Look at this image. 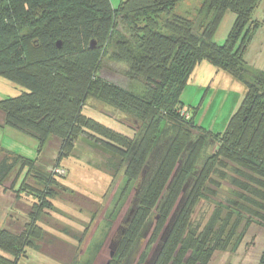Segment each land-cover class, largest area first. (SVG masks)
I'll return each mask as SVG.
<instances>
[{
  "label": "trees",
  "instance_id": "16d2710c",
  "mask_svg": "<svg viewBox=\"0 0 264 264\" xmlns=\"http://www.w3.org/2000/svg\"><path fill=\"white\" fill-rule=\"evenodd\" d=\"M182 1L122 0L114 6L111 0H0V75L23 89L19 96L0 100L3 126L20 129L39 144L56 136L67 151L87 134L121 157L123 175L136 180L135 212L116 234L118 247L108 264H125L153 223V240L163 228L162 237L167 228L169 234L161 239L150 264H209L214 248L204 239H186V230L205 184L223 160L234 164L241 177L257 182L261 189L238 180L260 198L256 204L264 209V70L245 79V53L261 26L253 12L261 0H203L201 11L208 8L210 13L203 30L194 18L175 12ZM228 11L237 19L219 44L215 35ZM111 51L126 66L127 77L145 82L143 94L101 76L100 65ZM203 61L246 86L244 100L222 133L198 125L181 100L191 74ZM91 99L106 105L118 102L138 112L134 139L128 141L88 117L85 109ZM7 153L0 159L2 186L19 162L33 161ZM38 198L32 221L21 231L14 228V220L0 228V264H18L27 247L38 241L39 248L44 240L36 219L44 206L52 205L48 195ZM255 214L264 224V214ZM88 232L89 227L84 236ZM144 256L143 252L140 259ZM258 264H264V250Z\"/></svg>",
  "mask_w": 264,
  "mask_h": 264
},
{
  "label": "rangeland",
  "instance_id": "374dc122",
  "mask_svg": "<svg viewBox=\"0 0 264 264\" xmlns=\"http://www.w3.org/2000/svg\"><path fill=\"white\" fill-rule=\"evenodd\" d=\"M111 1L118 6L122 0ZM202 8L203 0H183L175 12L194 18L197 27L203 30L210 13H207L208 8L201 11ZM263 9L264 2L253 12L254 18L263 17V20L254 35V43L247 49L249 69L245 79L248 80L264 70ZM236 19L234 12H227L215 35L216 42H225ZM109 50L110 47L107 52ZM107 54L100 65L101 76L136 94H143L145 82L127 77L126 66L112 57V51ZM22 90L0 75V100L19 96ZM245 94L243 82L203 61L191 74L181 100L186 113L194 115L198 125L210 132L222 133ZM85 113L128 141L138 132L135 121L140 114L118 102L110 101L106 105L91 99ZM0 123V159L9 152L33 160L27 165L19 162L5 186L0 185V206L5 207L3 211L0 207V228L8 227L14 220V228L21 231L32 221L34 204L40 195H48L52 205L44 206L36 219L44 229V240L39 242V248L38 241L27 247L18 264H108L118 247L116 234L135 209L132 200L136 180L131 182L123 175L124 160L87 134H82L74 148L67 151L62 148L63 140L56 136L39 144L35 137L18 128L3 126L1 118ZM213 151L211 147L209 152ZM238 180L259 187L254 180L236 173L234 164L223 160L212 171L204 187V197L193 209L186 239H204L214 248L209 264H258L264 250L263 219L255 214H264V209L256 204L260 203V198L241 187ZM87 227L89 232L84 236ZM154 228L153 223L127 264H150L164 232L163 228L153 240ZM79 237L83 241L80 242ZM143 252L145 256L141 260ZM190 252L188 250L186 255Z\"/></svg>",
  "mask_w": 264,
  "mask_h": 264
},
{
  "label": "water",
  "instance_id": "95a60500",
  "mask_svg": "<svg viewBox=\"0 0 264 264\" xmlns=\"http://www.w3.org/2000/svg\"><path fill=\"white\" fill-rule=\"evenodd\" d=\"M95 45H96V42H95V41H92V42H91V46H95ZM58 46H61V42H60V41L58 42ZM134 212H135V209H132L130 215H132ZM128 220H130V216H129ZM167 229H168V228H167ZM167 229H165V233H164V235H163V237H162V239H164V240L167 239V235L169 234V231L166 233V230H167ZM165 234H166V235H165ZM157 253H158V250H157L155 256L158 255ZM129 260H130V259H128L127 262H125V264H127Z\"/></svg>",
  "mask_w": 264,
  "mask_h": 264
},
{
  "label": "crops",
  "instance_id": "0c3cea01",
  "mask_svg": "<svg viewBox=\"0 0 264 264\" xmlns=\"http://www.w3.org/2000/svg\"><path fill=\"white\" fill-rule=\"evenodd\" d=\"M264 2V0H261L260 1V3L259 4H261V3H263ZM264 10V9H263ZM179 14H181V13H179ZM182 15V14H181ZM263 18V17H262ZM262 18H260V17H258V18H254V19H256V20H258L259 22H261V20H263ZM258 31H259V29L257 30V33H258ZM254 40H255V36H254V38L252 39V41H251V43L249 44V48L252 46V44L254 43ZM248 49V48H247ZM249 50V49H248ZM246 53H247V50H246ZM246 53H245V60L247 61V63H248V60L246 59ZM1 198H4V196L3 195H1ZM2 200V199H1ZM0 207H2V211L4 210V206H0ZM9 211H10V209H8ZM7 210V211H8Z\"/></svg>",
  "mask_w": 264,
  "mask_h": 264
}]
</instances>
